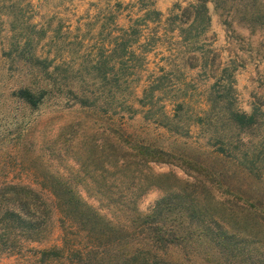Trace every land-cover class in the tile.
Segmentation results:
<instances>
[{"label": "trees", "instance_id": "16d2710c", "mask_svg": "<svg viewBox=\"0 0 264 264\" xmlns=\"http://www.w3.org/2000/svg\"><path fill=\"white\" fill-rule=\"evenodd\" d=\"M195 1L166 24L185 45L207 29L208 2L217 0ZM255 1L242 6L240 21L249 27L264 24V14L246 11ZM147 9L143 24L159 22L161 14ZM33 11L32 0H0V51L10 63L42 74L52 60L38 55L45 31L32 22ZM110 21L107 49L102 46L96 61L82 69L92 72L89 82L99 84L97 92L83 90L80 80L73 98L74 106L96 113L91 127L102 133L83 143L88 153L74 161L71 173L48 172L39 189L0 177V256H18L19 264H264L262 106L243 111L234 70L221 72L216 56L199 66L193 50L184 67L208 71L214 81L202 92L178 77L170 60L167 70L146 77L135 96L150 51L140 44L142 24L136 20L125 29L115 15ZM49 82L20 88L10 98L37 109L53 96L55 81ZM196 93L206 109H195ZM136 118L147 127L133 128L129 121ZM68 142L80 156L74 138ZM59 150L54 153L61 159ZM155 166L170 171L157 174ZM153 190L162 195L140 210Z\"/></svg>", "mask_w": 264, "mask_h": 264}, {"label": "rangeland", "instance_id": "374dc122", "mask_svg": "<svg viewBox=\"0 0 264 264\" xmlns=\"http://www.w3.org/2000/svg\"><path fill=\"white\" fill-rule=\"evenodd\" d=\"M244 1L208 2L209 26L185 45L181 42L179 31L168 32L166 24L169 18L195 4V0H32L35 14L32 22L42 25L45 31L38 55L52 60V63L49 71L41 74L22 63H10L1 56L0 51L1 179L22 180L39 189L43 184L41 176L51 171L64 175L71 173L74 161L88 153V146L83 143L92 137H100L102 129L91 127L96 113L74 106L73 98L76 92H80V80L85 81L83 90L96 91L99 87V84L92 86L89 82L92 72L82 69L96 61L102 46L107 49L108 36L113 31L111 15H115V24L119 28L126 29L133 21H140V44L145 43V48L150 50L147 53L148 65L140 75L135 96L140 97L146 77L162 68L167 70V61L170 60L177 67V76L184 77L202 92L205 86L214 81L209 78L208 71H201L199 67L193 70L184 67V61L193 50L199 66L216 56V64L220 63L221 72L224 68L234 70V88L238 105L243 111L250 113L253 106L261 105L264 112V24L249 27L240 21ZM248 5L247 12L264 14V0L249 2ZM147 8L161 14L159 22L151 19L143 24ZM55 66L58 68L53 69ZM49 78L55 81V87H51L54 89L53 96L37 109L28 110L10 98L14 91L33 84L43 88ZM52 81L48 83L50 86H53ZM202 101L196 93L193 101L196 110L207 108ZM135 107L138 108L137 105ZM129 123L136 129L147 127L139 118ZM69 126H74L76 136L68 129ZM148 129L152 134L153 127L148 126ZM196 133L194 128L191 134L195 137ZM71 137L74 138V146L80 150V156L69 151L68 140ZM56 149H60L61 159L54 153ZM169 171L168 166L153 168L157 174ZM175 172L180 179L186 178L182 171ZM161 195L158 190L151 191L142 200L140 210H147ZM30 254L23 252L22 257H29ZM0 264H19V257L0 256Z\"/></svg>", "mask_w": 264, "mask_h": 264}]
</instances>
